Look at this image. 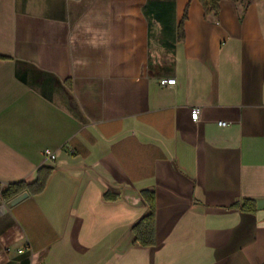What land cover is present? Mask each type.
<instances>
[{"label":"crops","instance_id":"1","mask_svg":"<svg viewBox=\"0 0 264 264\" xmlns=\"http://www.w3.org/2000/svg\"><path fill=\"white\" fill-rule=\"evenodd\" d=\"M241 11L0 0V182L54 168L40 195H0V264H264V1ZM146 189L153 247L133 245Z\"/></svg>","mask_w":264,"mask_h":264},{"label":"trees","instance_id":"2","mask_svg":"<svg viewBox=\"0 0 264 264\" xmlns=\"http://www.w3.org/2000/svg\"><path fill=\"white\" fill-rule=\"evenodd\" d=\"M242 5L240 17L245 14L246 9L253 0H234ZM264 1V0H263ZM204 9V16L208 13H213L217 16L220 12V0H201ZM188 13L185 11L184 17L178 26L177 38L183 41L185 38L184 23L187 20ZM0 59H4L0 56ZM54 171L53 166L43 165L37 170L36 179L32 182L20 180L3 185L0 182V195L2 201L9 202L16 196L28 192L30 196H37L43 193L48 185L49 179ZM140 195L146 205L149 207V213L141 218L132 228L133 245L142 247H153L156 245V191L155 189H146L140 192ZM104 198L107 200H116L117 196H111L108 192L105 193ZM233 208L239 209L242 212L254 213L256 211V203L252 199H243L237 202Z\"/></svg>","mask_w":264,"mask_h":264},{"label":"built area","instance_id":"3","mask_svg":"<svg viewBox=\"0 0 264 264\" xmlns=\"http://www.w3.org/2000/svg\"><path fill=\"white\" fill-rule=\"evenodd\" d=\"M175 82H176L175 79H170V80H164V81H162L161 84L162 85H165V84H167V85H174ZM199 114H200L199 108H193L192 111H191V118H192V120L197 121L198 118H199ZM218 125L219 126H226L227 123L221 121V122L218 123ZM44 155H45L46 161H53L56 158V154L53 151H51V150H46L45 153H44Z\"/></svg>","mask_w":264,"mask_h":264},{"label":"water","instance_id":"4","mask_svg":"<svg viewBox=\"0 0 264 264\" xmlns=\"http://www.w3.org/2000/svg\"><path fill=\"white\" fill-rule=\"evenodd\" d=\"M29 196L28 192H24L15 198H13L11 201L8 202L9 207L15 206L16 204L20 203L24 199H26Z\"/></svg>","mask_w":264,"mask_h":264}]
</instances>
